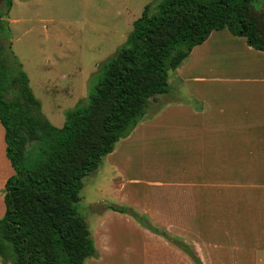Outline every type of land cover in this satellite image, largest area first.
I'll use <instances>...</instances> for the list:
<instances>
[{"label":"trees","instance_id":"trees-1","mask_svg":"<svg viewBox=\"0 0 264 264\" xmlns=\"http://www.w3.org/2000/svg\"><path fill=\"white\" fill-rule=\"evenodd\" d=\"M258 0H153L132 22L124 42L101 66L86 101L65 110L61 126L41 112L22 64L11 49L0 5V124L13 172L3 185L2 264H84L96 247L76 202L82 178L147 113L150 98L170 89L168 72L213 30L227 29L264 51V23L251 12ZM264 1V0H259ZM264 17V16H263ZM10 93V97L6 96ZM202 264L193 246L152 225L126 205L108 204Z\"/></svg>","mask_w":264,"mask_h":264},{"label":"crops","instance_id":"crops-1","mask_svg":"<svg viewBox=\"0 0 264 264\" xmlns=\"http://www.w3.org/2000/svg\"><path fill=\"white\" fill-rule=\"evenodd\" d=\"M168 83L175 97L140 121L104 160L112 163L136 142L166 136V182L128 172L129 163L121 165L125 182L166 184L167 230L185 235L175 230L189 214L202 264H264V51L227 29L213 30L168 72ZM138 165L145 171V163ZM156 243L173 263L189 264L174 245Z\"/></svg>","mask_w":264,"mask_h":264},{"label":"rangeland","instance_id":"rangeland-1","mask_svg":"<svg viewBox=\"0 0 264 264\" xmlns=\"http://www.w3.org/2000/svg\"><path fill=\"white\" fill-rule=\"evenodd\" d=\"M150 2L153 0H12L6 17L11 49L28 75L41 112L52 124L61 126L65 110L86 101L101 65L124 42L133 20ZM251 12L264 23V1H256ZM175 94L152 96L142 120L152 117ZM6 96L9 98L10 93ZM154 138L136 142L131 149L116 155L112 163L103 157L99 166L82 178L76 207L96 247V256L87 257L84 264H175L173 255L156 241L172 243L142 227L131 215L111 210L108 204L130 206L144 214L155 227L191 243L196 251L199 249L200 244L193 241H200V236L189 214L179 223L182 229L175 227V231L185 235L167 230L170 214L166 184L133 186L121 175L125 168L121 165L129 163L132 168L128 172L143 173L155 182H166V136ZM140 163L146 164L145 171L138 169ZM12 172L5 156L4 129L0 124V216L4 211L3 185ZM188 263L194 264L191 259Z\"/></svg>","mask_w":264,"mask_h":264}]
</instances>
